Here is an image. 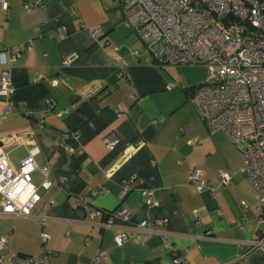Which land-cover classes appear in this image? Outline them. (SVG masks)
<instances>
[{"label": "crops", "instance_id": "0c3cea01", "mask_svg": "<svg viewBox=\"0 0 264 264\" xmlns=\"http://www.w3.org/2000/svg\"><path fill=\"white\" fill-rule=\"evenodd\" d=\"M99 29L104 34L96 38ZM29 42L32 48L10 63L6 50ZM68 54L78 60L62 69ZM2 67L11 68L16 106L35 114L14 110L6 116L7 101L0 99V156L7 154L19 169L39 148L35 161L40 168L49 164L52 184L43 190L45 177L36 170L33 187L42 201L32 217L0 215L5 256L37 255L47 233L46 264H174L160 236L116 244L119 232L131 235L151 220L171 234L187 264H264V251L250 250L259 239L252 217L257 200L242 171V148L206 128L190 102L200 84L177 79L182 66L154 61L125 26L121 0H7V8L0 5ZM193 169L212 182L213 194L189 184ZM221 172L232 178L227 187L220 184ZM144 190L152 192V206ZM96 210H129L132 219L103 228V217H91ZM242 219L244 225H237ZM103 253L106 259L96 262Z\"/></svg>", "mask_w": 264, "mask_h": 264}, {"label": "built area", "instance_id": "2783aa9c", "mask_svg": "<svg viewBox=\"0 0 264 264\" xmlns=\"http://www.w3.org/2000/svg\"><path fill=\"white\" fill-rule=\"evenodd\" d=\"M125 26L133 30L146 46L154 61L161 67L167 66H207L209 77L190 96L199 118L211 133L223 132L230 141L242 148L244 154L243 174L256 192L257 214L252 216L258 223L259 239L250 244V250L264 251V0H121ZM7 8V0H0ZM25 9L33 7L26 2ZM229 15L228 23L224 19ZM102 29L95 33L99 38ZM32 43L21 44L6 50L10 63L16 62ZM78 56H64L62 69L71 68ZM57 85V79H50ZM179 81L170 84L176 88ZM15 88L11 79V68L0 69V99L7 101L5 115L14 110L31 118L35 112L22 105L16 106L13 96ZM114 144L109 143V146ZM139 146H143L140 142ZM243 146V147H242ZM68 152L72 150L67 148ZM39 148L29 151L19 169H14L7 154L0 156V215L32 217L33 211L42 201L38 189L33 187L32 174L36 170L45 177L43 190L52 187L47 177L49 164L39 167L35 157ZM231 176L221 172L220 184L229 186ZM189 184L200 193L213 194L215 186L208 182L204 173L193 169L189 173ZM129 191L124 187L122 196ZM149 206L153 205L152 192H142ZM79 205L84 203L76 199ZM54 206L50 202L48 207ZM86 208L87 205H84ZM244 213L249 206L242 204ZM105 219L103 228H113L116 220L130 222L132 213L122 210L113 213L96 210L91 217ZM244 219L236 222L243 226ZM45 221L42 222V225ZM143 236H160L174 264H187L185 255L179 254L171 244V234L160 230L151 220H143L131 235L119 232L115 241L118 246L132 241L138 243ZM40 252L19 260L16 255L5 256L8 248L5 238L0 239V264H46L50 257L48 242L50 236L42 233ZM106 259L100 254L96 262Z\"/></svg>", "mask_w": 264, "mask_h": 264}, {"label": "rangeland", "instance_id": "374dc122", "mask_svg": "<svg viewBox=\"0 0 264 264\" xmlns=\"http://www.w3.org/2000/svg\"><path fill=\"white\" fill-rule=\"evenodd\" d=\"M175 76L182 82L201 84L208 80L209 68L207 66H182L179 71L175 70Z\"/></svg>", "mask_w": 264, "mask_h": 264}, {"label": "water", "instance_id": "95a60500", "mask_svg": "<svg viewBox=\"0 0 264 264\" xmlns=\"http://www.w3.org/2000/svg\"><path fill=\"white\" fill-rule=\"evenodd\" d=\"M229 18H233V16L232 15H229L227 18H225L223 21H224V23H228V20H229Z\"/></svg>", "mask_w": 264, "mask_h": 264}]
</instances>
